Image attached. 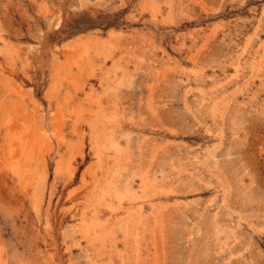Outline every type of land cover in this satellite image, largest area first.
<instances>
[{
  "label": "rangeland",
  "instance_id": "374dc122",
  "mask_svg": "<svg viewBox=\"0 0 264 264\" xmlns=\"http://www.w3.org/2000/svg\"><path fill=\"white\" fill-rule=\"evenodd\" d=\"M0 264H264V0H0Z\"/></svg>",
  "mask_w": 264,
  "mask_h": 264
}]
</instances>
